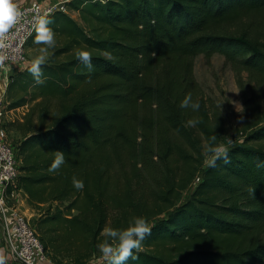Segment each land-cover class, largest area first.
Here are the masks:
<instances>
[{"label": "trees", "instance_id": "16d2710c", "mask_svg": "<svg viewBox=\"0 0 264 264\" xmlns=\"http://www.w3.org/2000/svg\"><path fill=\"white\" fill-rule=\"evenodd\" d=\"M64 7L46 16L56 45L42 65L44 83L34 82L29 64L8 89L7 110L25 109L12 122L21 135L16 187L36 213L48 259L88 264L109 222L123 228L142 216L152 232L128 264H264V169L256 167L264 120L228 147L229 164L204 166L202 140L215 134L218 143L223 127L195 78L196 58L220 53L264 79V0ZM34 38L28 47H43ZM78 50L92 54L91 72ZM189 93L198 112L179 107ZM189 119L201 123L190 127ZM55 151L66 162L50 174Z\"/></svg>", "mask_w": 264, "mask_h": 264}, {"label": "rangeland", "instance_id": "374dc122", "mask_svg": "<svg viewBox=\"0 0 264 264\" xmlns=\"http://www.w3.org/2000/svg\"><path fill=\"white\" fill-rule=\"evenodd\" d=\"M60 3L62 4L56 3L55 5L59 7L64 5L65 2ZM39 50V48L28 47V60L22 67L31 64L32 60L41 54ZM49 54L47 50L44 53L45 58ZM241 65L240 63L230 62L220 53L214 54L210 59L204 55H199L195 60V78L200 86V95L204 97L210 108L212 122L221 124L223 127L218 143L226 147L243 139L245 134L251 130H248L251 124L264 120V79L258 77L259 74L255 75V73ZM11 111L8 110L5 121L9 141L16 146V143L21 139V135L12 126V122L19 118L25 109L20 108L13 113ZM202 143L204 145L206 140L203 139ZM202 154L205 161L206 157L203 150ZM204 166H206L205 162ZM190 193L191 191H185L183 199L187 198ZM11 204H14L13 201ZM27 215L33 222L36 217L35 211L31 209ZM110 226L111 222L108 224V227ZM102 262V256L97 249L94 251L89 264H101Z\"/></svg>", "mask_w": 264, "mask_h": 264}, {"label": "built area", "instance_id": "2783aa9c", "mask_svg": "<svg viewBox=\"0 0 264 264\" xmlns=\"http://www.w3.org/2000/svg\"><path fill=\"white\" fill-rule=\"evenodd\" d=\"M18 11L17 24L5 35L0 47V72L10 68L19 69L27 62L28 42L34 34L39 18L65 9L64 5H44L31 1L15 5ZM7 105L0 99V207L4 213L5 241L13 257L20 264H39L48 259L44 245L36 233L31 218L15 207L8 214V202L17 201V181L20 174V160L16 147L9 141L5 117ZM197 176L195 183L200 181ZM8 190H10L8 192Z\"/></svg>", "mask_w": 264, "mask_h": 264}, {"label": "clouds", "instance_id": "9594fccd", "mask_svg": "<svg viewBox=\"0 0 264 264\" xmlns=\"http://www.w3.org/2000/svg\"><path fill=\"white\" fill-rule=\"evenodd\" d=\"M18 15V11L12 0H0V42L3 41L9 30L17 24ZM51 23L52 20L45 16L38 19L34 28L35 38L33 43L35 45H42L43 47L39 50L41 54L32 60L27 71L36 84L44 83L42 70V65L45 64L46 60L44 53L56 45L55 34L49 27ZM2 46V43H0V47ZM75 56L89 72L93 70V57L89 51L78 50ZM179 107L198 112L201 104L199 101H194L191 93H189L181 100ZM199 123H201L199 119H189L187 121V125L190 127H196ZM202 147L206 157L204 162L207 167H217L218 161L225 165L231 162L228 147L217 143V135H211ZM65 162V153L55 151L54 158L47 171L50 174L56 173ZM256 167L264 169V160L257 161ZM72 184L78 191H82L85 187L84 182L76 178H73ZM250 192L253 195V188L250 189ZM151 232V226L148 224L146 218L142 216L133 217L128 225L123 228L105 227L101 232L102 242L97 245L104 264H128L130 260L136 261L143 241L151 235ZM0 264H6L3 256H0Z\"/></svg>", "mask_w": 264, "mask_h": 264}, {"label": "crops", "instance_id": "0c3cea01", "mask_svg": "<svg viewBox=\"0 0 264 264\" xmlns=\"http://www.w3.org/2000/svg\"><path fill=\"white\" fill-rule=\"evenodd\" d=\"M31 1H34V2L38 1L44 5H51V4L55 5L56 3L62 4L60 2L63 1V3H64L68 0H59V1L58 0H12L14 5H21L24 3L31 2ZM25 67H22L19 69L18 68L17 69L10 68L7 71H1L0 72V99H2L7 106L9 103V101H8V99H9L8 89H9L11 77L13 75H15L17 72H19L20 70L24 69ZM17 110H19V109L12 110L11 113H13L14 111H17ZM11 202L12 201L8 202V204H9L8 211H7L8 214H10L15 207H17L18 210L22 211L26 215H27V213H30L31 208L28 206L27 195L24 191H22V190L18 191L17 201H15V202L13 201V203H14L13 205L11 204ZM3 217H4V213L0 207V256H3L5 258L6 264H20L13 257L12 253L10 252V249L8 248V246L6 244L5 236H4ZM39 264H54V263L50 259H47L46 261L41 262Z\"/></svg>", "mask_w": 264, "mask_h": 264}]
</instances>
